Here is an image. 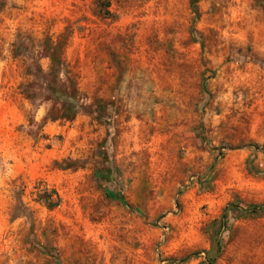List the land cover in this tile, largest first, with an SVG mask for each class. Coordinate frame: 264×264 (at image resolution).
<instances>
[{
    "label": "rangeland",
    "instance_id": "rangeland-1",
    "mask_svg": "<svg viewBox=\"0 0 264 264\" xmlns=\"http://www.w3.org/2000/svg\"><path fill=\"white\" fill-rule=\"evenodd\" d=\"M190 2L0 0V264H264V0Z\"/></svg>",
    "mask_w": 264,
    "mask_h": 264
},
{
    "label": "trees",
    "instance_id": "trees-1",
    "mask_svg": "<svg viewBox=\"0 0 264 264\" xmlns=\"http://www.w3.org/2000/svg\"><path fill=\"white\" fill-rule=\"evenodd\" d=\"M191 6L193 7V9L195 10V5H196V3H197V0H191ZM70 107V106H69ZM73 115H74V113H72V117H73ZM53 192H50V194H52ZM50 194L49 195H47L46 196V198H45V200H44V203L46 204V206L47 207H49V208H52V207H54L55 206V204H53L52 202H51V200H50ZM112 197L113 198H116V199H118L119 201H121L122 202V204H124L126 207H129V205L122 199V198H118V196H116V195H112ZM237 208V206H234V205H232V204H228V206L226 207V209H225V211L226 210H229V209H231V210H233V209H236ZM255 210V209H254ZM253 211V210H252ZM224 218H225V212H224V214L222 215V220H224Z\"/></svg>",
    "mask_w": 264,
    "mask_h": 264
}]
</instances>
